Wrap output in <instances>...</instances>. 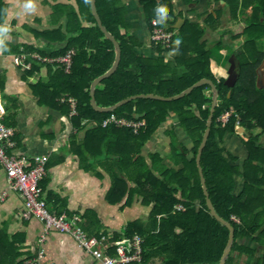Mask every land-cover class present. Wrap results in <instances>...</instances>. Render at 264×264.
Returning a JSON list of instances; mask_svg holds the SVG:
<instances>
[{
	"label": "trees",
	"instance_id": "obj_1",
	"mask_svg": "<svg viewBox=\"0 0 264 264\" xmlns=\"http://www.w3.org/2000/svg\"><path fill=\"white\" fill-rule=\"evenodd\" d=\"M77 1L80 13L74 9L73 14L78 23L76 28L79 34L63 51L75 48L72 68L67 73L63 67H58L53 79L45 86L49 88L46 97L56 101L63 97L77 99L76 113L72 116L77 129L82 128L83 120L96 122L86 132L84 146L99 133L103 136L125 134L126 140H131L127 152L123 149L122 152H116L115 156L121 163L127 160L128 164H133V171L139 173L138 179L132 177L127 167L128 177L131 182L136 183L133 190L148 202H153L151 225L148 228L141 220L131 221L125 228L126 239L131 240L137 233L144 238L143 257L139 264H150L154 257L160 258L159 264H218L225 251L230 229L212 214L208 206L196 158L211 111L212 86L209 83L201 84L177 99L138 97L118 106L114 110L118 116L143 120L144 126L138 133L132 128L118 127V124L103 127L101 122L111 111H100L93 106L91 84L113 65L115 45L101 29L91 11V0ZM122 1L96 0L103 23L122 47L118 68L96 86L97 103L100 106H112L140 93L171 96L202 78L212 79L218 87L219 97L201 164L216 211L235 227L234 242L224 264H264V253L257 263H242L238 259L248 251L241 242L242 238H250L264 245V144L261 143V136L264 135V86L258 83L259 69L263 72L264 67V0H208L210 5L217 3L219 6L209 13L203 23L187 19L180 28H175L178 30L177 39L171 49L174 50V57L168 63L142 55L135 44L123 36ZM142 2L150 22L156 17L155 8L166 5L168 20L160 25L174 28L175 20L172 18L175 14L171 0ZM83 6L89 12V25L86 26L82 25V19H85ZM5 7V1L0 0V23L6 18ZM226 9L229 18L238 24L235 29L230 28L225 32L230 34L231 39L239 40L232 50L237 61V79L232 86L226 83V76H216L212 51L206 39L209 29L217 31L222 28ZM177 40L181 41L178 46ZM25 49L34 50L30 47ZM32 65L30 72L39 68L33 62ZM229 110L233 114L224 124L219 117ZM171 112L179 115L181 126L193 141V146L187 149L174 135L175 131H169L173 147L176 149V145L183 146L178 153L183 156V165L179 169L167 167L158 175L151 167L145 169L147 166L141 161L140 153L146 141L167 121ZM7 123L12 124L8 120ZM255 128H261V132L254 134ZM239 130H243L247 137L244 140L247 154L240 163L223 144L225 134ZM184 150L189 154H184ZM106 152L107 149L102 152L103 155ZM83 153L87 156V152ZM104 160L105 156L102 161ZM141 176H144V181ZM239 176L244 180V187L237 193ZM118 177L124 179L120 175ZM122 183L124 191L127 187L131 190V185ZM117 186L119 188V183ZM123 192L115 200H120ZM178 203L187 208L175 211ZM20 254V247H17L15 239L0 232V264H27L25 259H18Z\"/></svg>",
	"mask_w": 264,
	"mask_h": 264
},
{
	"label": "crops",
	"instance_id": "obj_2",
	"mask_svg": "<svg viewBox=\"0 0 264 264\" xmlns=\"http://www.w3.org/2000/svg\"><path fill=\"white\" fill-rule=\"evenodd\" d=\"M4 1L5 20L8 21L12 31L6 41L7 51L0 53V121L15 129L17 144L12 152L26 157L28 167L34 163L36 155H46L47 172L40 185L49 209L55 214L80 215L83 228L90 235L104 237V244L109 245L107 252L114 254L115 242L127 238L125 228L129 222L141 220L143 224L146 223V228L151 225L153 202H148L133 190L136 183L131 182L127 171L129 167L132 177L139 178V173L133 171V164H128L127 160L121 163L115 156L116 152H122L123 149L127 152L131 140L127 139V141L125 134L112 136L95 134L84 146L86 132L94 127L96 122L83 120L82 128L77 129L72 120L76 110L72 112L71 104L66 100L68 98L63 97L65 100L62 98L56 101L46 97L49 88L45 86L53 79L58 67H63L67 73L71 71L75 48L71 47L66 52L63 51L79 34L76 28L78 23L73 14L74 9L80 13L79 3L77 0H38V9L35 13L17 16L16 13L20 11L23 0ZM171 1L175 14L172 18L175 20L174 28L161 26L174 30L175 39H177V29L187 19L203 23L209 13L214 12V8L219 6L217 3L210 5L208 0ZM121 5L123 8L121 33L135 44L138 52L150 59H162L166 63L170 62V59L173 60L174 50H171L173 45L168 48L162 43L153 41V25L148 19L142 0H123ZM82 10L85 13L82 25H89L88 9L83 6ZM223 21L221 29L217 31L209 29L206 34L217 77H228L231 62L236 61L232 50L234 44L239 42L225 33L230 28L233 29L232 23H236L229 18L228 9L223 13ZM27 47L34 50L27 51L25 49ZM70 50L73 51L70 70H66L60 62L44 61L39 58L40 56L56 59ZM34 54H38V58ZM19 55L21 61L16 63L15 57ZM226 55L230 57L226 59ZM226 61L229 63L228 75H221L226 70ZM32 62L39 68L30 72L33 69ZM56 83L60 86L58 82ZM7 120L12 124H8ZM117 126L130 128L124 125ZM169 131H175L174 135L187 149L193 146V141L181 126L179 115L171 112L167 121L146 141L140 153L141 161L147 166L145 169L151 167L158 175L167 167L179 169L183 165V156L178 154L183 146L176 145V149L173 147ZM260 132L261 128L253 129L254 134ZM245 139L247 137L243 130L227 133L223 137L224 146L237 157L239 163L247 154ZM261 143L264 144V135L261 136ZM106 149L107 152L103 155L102 152ZM83 151L87 152V156ZM183 153L189 154L186 150ZM104 156L106 160L102 161ZM118 175L125 181L119 179ZM144 180L143 176L142 181ZM237 181L236 191L240 193L244 187V180L239 176ZM122 182L131 185V190L127 187L124 191ZM122 192L123 197L117 199L118 201L115 200ZM0 193L6 195L0 202V232L15 239L21 252L19 260L25 259V263L30 264L28 260L36 257L39 251L44 249L42 264H102L101 260L92 253L79 247L76 239L69 233L52 229L45 242L40 243L39 236L44 223L37 217L23 215L25 199L19 191L10 186L6 169L2 164H0ZM241 242L248 251L238 259L242 263L251 261L257 263L264 253V245L250 238H242ZM160 262V258L154 257L150 264Z\"/></svg>",
	"mask_w": 264,
	"mask_h": 264
},
{
	"label": "built area",
	"instance_id": "obj_3",
	"mask_svg": "<svg viewBox=\"0 0 264 264\" xmlns=\"http://www.w3.org/2000/svg\"><path fill=\"white\" fill-rule=\"evenodd\" d=\"M152 20L153 30L152 39L155 42L162 43L164 46L171 48L174 42L175 31L167 29L160 24H154ZM73 51H68L65 55L59 58H46L34 54L36 58H41L44 61L60 62L66 70H70ZM16 63L21 61V56L15 57ZM65 100V98H63ZM70 102L72 112L76 110V99L70 97L66 99ZM233 114L232 110L224 112L220 115L219 120L224 124L227 123ZM239 122V121H238ZM118 124L132 128L135 132L139 131L144 122L140 119H130L119 117L115 112L106 117L102 124ZM15 129L12 126L0 121V164L6 169V174L10 186L19 191L25 199V209L23 215L25 217H37L44 223L43 230L40 233L39 241L44 243L48 237L50 230L55 229L61 232L71 234L77 241L79 247L92 253L96 258L101 260L102 264H138L143 257V241L144 238L135 234L131 240L122 239L116 242V252L111 254L107 252L108 244H104L103 238L95 235H90L82 226V217L78 214L72 216L66 213L55 214L52 212L48 203L43 196L40 181L47 172V156L36 155L34 163L28 167L27 159L23 155H18L12 152L16 148ZM5 193H0V202L5 199ZM187 207L178 203L174 210H185ZM236 220H239L234 216ZM45 255L44 249H41L38 255L28 262L30 264H42Z\"/></svg>",
	"mask_w": 264,
	"mask_h": 264
},
{
	"label": "water",
	"instance_id": "obj_4",
	"mask_svg": "<svg viewBox=\"0 0 264 264\" xmlns=\"http://www.w3.org/2000/svg\"><path fill=\"white\" fill-rule=\"evenodd\" d=\"M91 7H92V11L98 21V24L100 25L101 29L104 31V33L106 34L107 37H109L115 45V51H116V57L114 60L113 65L110 67V69H108L105 73H103L102 75L96 77L92 84H91V101L93 106L100 110V111H113L115 110L118 106H120L121 104L131 100V99H135L138 97H151V98H158V99H163V100H172V99H177V98H181L184 95H186L187 93H189L193 88H195L196 86H199L201 84L204 83H209L212 86L213 89V97H212V104H211V111L207 120V127L206 130L204 132L202 141L200 143V146L198 148V152H197V163H198V167H199V172L201 175V180L203 183V187H204V191L206 194V199H207V203L208 206L212 212V214L218 219L220 220L222 223H224L225 225H227L230 229V233H229V239L225 248V251L223 253V256L220 260V262L218 264H224L228 258L229 252L232 248L233 242H234V238H235V227L232 224L231 221L224 219L215 209L214 204L212 202V199L209 195V191H208V187L206 184V179L204 176V171H203V166L201 164V156H202V152L203 149L206 145L207 139L209 137L210 134V130H211V124H212V119L214 116V111L216 108V105L218 103V97H219V90L218 87L216 85V83L210 79V78H202L199 81H197L196 83H194L193 85L187 87L186 89H184L182 92L175 94V95H171V96H164V95H157L154 93H148V94H135V95H131L119 102H117L116 104L112 105V106H100L95 98V89H96V85L104 78L110 76L111 74H113L116 69L118 68L120 61H121V57H122V47L121 44L119 42V40L116 38V36L107 29V27L105 26V24L102 21V18L98 12L97 9V4H96V0H91ZM237 79V75H236V64L234 61H232V66L229 69V75L226 79V83L230 86L234 85ZM258 83L260 86H264V82H263V72L261 69H259V75H258ZM185 264H195V263H185Z\"/></svg>",
	"mask_w": 264,
	"mask_h": 264
},
{
	"label": "clouds",
	"instance_id": "obj_5",
	"mask_svg": "<svg viewBox=\"0 0 264 264\" xmlns=\"http://www.w3.org/2000/svg\"><path fill=\"white\" fill-rule=\"evenodd\" d=\"M38 9V0H23V3L20 5V11L16 13L17 16L30 15L37 11ZM156 20L153 21L154 24H165L168 20V8L166 5H158L155 8ZM12 29L8 24V21L5 20L3 23H0V53L7 51L6 41L11 33ZM181 43L180 40L176 41L178 46ZM225 75V73H221Z\"/></svg>",
	"mask_w": 264,
	"mask_h": 264
},
{
	"label": "rangeland",
	"instance_id": "obj_6",
	"mask_svg": "<svg viewBox=\"0 0 264 264\" xmlns=\"http://www.w3.org/2000/svg\"><path fill=\"white\" fill-rule=\"evenodd\" d=\"M237 23H232V25H231V27L233 28V29H235L236 27H237ZM230 57V55H226V59H228ZM228 61V60H227ZM226 61V63H225V67H226V70H224L223 71V73H225L226 75H228V70H227V68L229 67V63ZM232 63V62H231ZM235 64H237V61H235ZM262 69H263V82H264V67H262Z\"/></svg>",
	"mask_w": 264,
	"mask_h": 264
}]
</instances>
